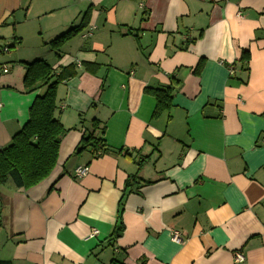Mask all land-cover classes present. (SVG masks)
I'll return each instance as SVG.
<instances>
[{
	"label": "crops",
	"instance_id": "1",
	"mask_svg": "<svg viewBox=\"0 0 264 264\" xmlns=\"http://www.w3.org/2000/svg\"><path fill=\"white\" fill-rule=\"evenodd\" d=\"M39 60L75 67L66 133L45 180L0 186V264H264V0H0V149L44 91H23ZM151 88L172 89L157 118ZM88 135L103 154L77 152Z\"/></svg>",
	"mask_w": 264,
	"mask_h": 264
},
{
	"label": "trees",
	"instance_id": "2",
	"mask_svg": "<svg viewBox=\"0 0 264 264\" xmlns=\"http://www.w3.org/2000/svg\"><path fill=\"white\" fill-rule=\"evenodd\" d=\"M86 17L84 15L83 19ZM82 26L72 28L59 38L49 43L53 50H58L65 42L81 30ZM19 44L17 39L13 46ZM7 48V47H6ZM8 49V48H7ZM249 53L241 52V57L236 64L240 69L248 71ZM24 68L23 91L33 93L44 88L42 95L37 96L28 113V120L23 127L15 133L10 143L0 149V186L11 189H28L45 180L54 169L59 145L66 130L54 118L56 110V87L60 82L74 76L75 67L62 68L55 74L45 61L39 60L31 63H22ZM155 99L152 118H157L163 111L173 106L171 88L146 89ZM96 126V124H94ZM104 128H100L103 134ZM91 148L94 153L103 154L106 150L103 141L92 135L83 137L77 152ZM139 167V164L137 165ZM139 178L133 175L125 182L124 192L131 190V182ZM147 184L148 182H143Z\"/></svg>",
	"mask_w": 264,
	"mask_h": 264
},
{
	"label": "built area",
	"instance_id": "3",
	"mask_svg": "<svg viewBox=\"0 0 264 264\" xmlns=\"http://www.w3.org/2000/svg\"><path fill=\"white\" fill-rule=\"evenodd\" d=\"M139 6H141V4H139ZM90 35H91V33L88 32V33H86V34L83 35V36H84V37H87V36H90ZM3 51H4V52H7L8 49H7V48H4ZM0 70H1V72H3V73H7V72H8V67H7L6 65H3V66L0 67ZM232 72H233V69H232V66H230V68H229V73L232 74ZM0 107H1V105H0ZM86 173H87V168H86V167H80V168H77L76 171H75V174H76V176H77L78 178L83 177ZM171 238H172V241H173V242H176V243L181 242L180 233L177 232V231H173V232L171 233ZM234 261H235L236 263L241 262V261H243V257H242L240 254H235V255H234Z\"/></svg>",
	"mask_w": 264,
	"mask_h": 264
}]
</instances>
